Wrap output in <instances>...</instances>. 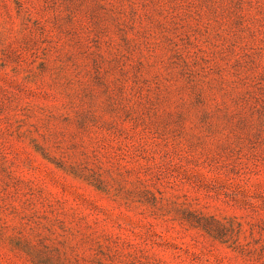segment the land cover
Returning <instances> with one entry per match:
<instances>
[{"label":"rangeland","instance_id":"obj_1","mask_svg":"<svg viewBox=\"0 0 264 264\" xmlns=\"http://www.w3.org/2000/svg\"><path fill=\"white\" fill-rule=\"evenodd\" d=\"M0 264H264V0H0Z\"/></svg>","mask_w":264,"mask_h":264}]
</instances>
